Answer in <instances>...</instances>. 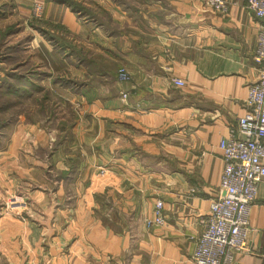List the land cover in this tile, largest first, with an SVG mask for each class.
<instances>
[{
  "label": "crops",
  "instance_id": "0c3cea01",
  "mask_svg": "<svg viewBox=\"0 0 264 264\" xmlns=\"http://www.w3.org/2000/svg\"><path fill=\"white\" fill-rule=\"evenodd\" d=\"M34 1L0 6L30 34V60L76 90L45 77L71 122L20 115L0 149V264H191L222 173L218 142L257 78L261 19L246 0L222 13L199 0H39L50 42L29 26ZM156 199L166 223L149 227ZM249 227L232 264H264V177Z\"/></svg>",
  "mask_w": 264,
  "mask_h": 264
},
{
  "label": "built area",
  "instance_id": "2783aa9c",
  "mask_svg": "<svg viewBox=\"0 0 264 264\" xmlns=\"http://www.w3.org/2000/svg\"><path fill=\"white\" fill-rule=\"evenodd\" d=\"M219 12L227 10L225 0H199ZM247 7L261 19L253 52L257 64L256 80L247 84L245 112L238 117L229 133L218 142L223 160L217 194L209 201L202 230L194 239L191 264H232L233 254L248 250L249 213L255 199L258 182L264 177V0H246ZM43 3L35 0L31 17L41 18ZM116 78L128 82L130 74L119 67ZM172 83L184 86L182 79L173 77ZM126 97V92L121 94ZM104 168L99 175L104 176ZM164 203L156 199L147 226L166 223Z\"/></svg>",
  "mask_w": 264,
  "mask_h": 264
},
{
  "label": "trees",
  "instance_id": "16d2710c",
  "mask_svg": "<svg viewBox=\"0 0 264 264\" xmlns=\"http://www.w3.org/2000/svg\"><path fill=\"white\" fill-rule=\"evenodd\" d=\"M76 9V3L71 0H58ZM5 5L0 6V10ZM40 20V19H38ZM35 20L29 22V26L41 32L45 38L53 40L44 31L46 24L41 26L34 24ZM11 28L4 32L0 29V138L19 120L22 115L25 122L39 121L44 126L55 125L56 122H71L72 114L69 108L66 115L58 114V98L51 90L42 84V80L51 76L52 83L69 86L76 90L71 84L73 78L65 73H52L47 70L43 62L30 60L28 54L29 36L24 41L18 40L12 45L6 41L10 36ZM7 135V134H6Z\"/></svg>",
  "mask_w": 264,
  "mask_h": 264
},
{
  "label": "rangeland",
  "instance_id": "374dc122",
  "mask_svg": "<svg viewBox=\"0 0 264 264\" xmlns=\"http://www.w3.org/2000/svg\"><path fill=\"white\" fill-rule=\"evenodd\" d=\"M30 19L32 21L35 20L34 24H36V25L38 24L39 26L42 25V23L40 22L41 20H38L39 18L31 17ZM15 22H17V20L13 19L12 12H10V9L3 8L0 10V29L2 30V32H4L6 30V28L12 27L11 28L12 34L6 38V41L11 43L12 45H14V43L17 42L18 40L24 41V39H27V36H29L31 38L30 34H28V32H26L25 30H23L22 27L20 28L22 31L20 33H18L20 31V29H19L17 23H15ZM30 38H29V40H30ZM13 127L14 126H12L10 131L8 128L6 131H4V132H6L7 135L5 134L2 138H0V149L3 148V146L5 145Z\"/></svg>",
  "mask_w": 264,
  "mask_h": 264
}]
</instances>
